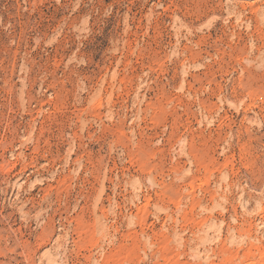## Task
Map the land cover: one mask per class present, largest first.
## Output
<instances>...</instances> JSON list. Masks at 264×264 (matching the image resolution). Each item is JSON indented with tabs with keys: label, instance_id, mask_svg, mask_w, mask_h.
<instances>
[{
	"label": "rangeland",
	"instance_id": "obj_1",
	"mask_svg": "<svg viewBox=\"0 0 264 264\" xmlns=\"http://www.w3.org/2000/svg\"><path fill=\"white\" fill-rule=\"evenodd\" d=\"M0 264H264V0H0Z\"/></svg>",
	"mask_w": 264,
	"mask_h": 264
}]
</instances>
